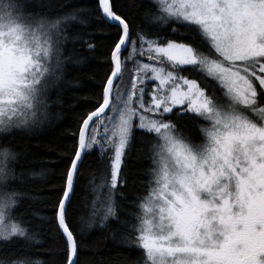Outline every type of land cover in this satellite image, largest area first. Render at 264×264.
<instances>
[{
	"label": "rangeland",
	"instance_id": "1",
	"mask_svg": "<svg viewBox=\"0 0 264 264\" xmlns=\"http://www.w3.org/2000/svg\"><path fill=\"white\" fill-rule=\"evenodd\" d=\"M153 1L165 18L198 27L214 57L142 40L147 62L136 67L125 97L113 93L88 145L112 150L115 186L133 128L156 134V168L139 235L148 264H240L256 242L254 224L264 213L249 187L250 178L264 171V143L252 138H261L264 128L251 119L264 120V105H256L264 93V0ZM46 36L19 24L0 5V133L25 128L36 117L51 51ZM163 61L174 69L197 67L229 102L212 103L194 81L165 70ZM177 108L208 123L202 146L189 145L160 121L159 115ZM99 129L103 143L97 141ZM6 209L0 194V237L14 234Z\"/></svg>",
	"mask_w": 264,
	"mask_h": 264
},
{
	"label": "trees",
	"instance_id": "2",
	"mask_svg": "<svg viewBox=\"0 0 264 264\" xmlns=\"http://www.w3.org/2000/svg\"><path fill=\"white\" fill-rule=\"evenodd\" d=\"M109 4L129 38V45L117 55L121 72L112 86L110 106L113 93L118 90L125 97L136 67L147 62L140 49L142 40L161 47L184 45L198 55L214 57L198 27L165 18L153 0H109ZM0 5L19 24L46 33L51 48L36 117L25 128L0 134V169L5 176L0 194L11 200L8 217L19 229L0 241V264H68L69 244L58 226V210L78 151L80 129L103 105L122 29L103 18L99 0H1ZM161 64L194 81L212 103L220 98L229 102L224 90L197 67L174 69L164 61ZM55 66L58 71L53 70ZM257 104L264 105L263 92L257 95ZM159 119L189 145H203L208 123L201 117L177 108ZM97 127V121L89 126L63 211L75 247L74 264H148L138 236L142 206L153 185L159 140L156 134L133 128L112 187V150H102L95 142L88 145V136ZM99 133L97 141L103 143L102 129ZM95 199L99 207L92 214Z\"/></svg>",
	"mask_w": 264,
	"mask_h": 264
},
{
	"label": "water",
	"instance_id": "3",
	"mask_svg": "<svg viewBox=\"0 0 264 264\" xmlns=\"http://www.w3.org/2000/svg\"><path fill=\"white\" fill-rule=\"evenodd\" d=\"M99 3H100V8H101V13H102L104 19L109 23L119 25L122 29L123 36H122L121 42L119 43V45L116 47V49L114 50V52L112 54V62H113V66H114V72L106 84L105 92H104L103 105L101 106V108L98 111L91 114L86 119V121L84 122V124L82 126V129L80 132V137H79L78 151H77V154H76L75 159L73 161L71 170L68 174V182H67V189L65 192V196H64V198L60 204L59 210H58V224H59L60 229L63 232L64 236L68 240L69 247H70V257H69L68 264H74L75 263V247H74V243H73V240L71 238V235L69 234V232L67 231V229L64 226L63 211H64L66 204H67V202L70 198V195L72 193V187H73L75 172H76V169H77V167H78V165L82 159V156H83V153L85 150L87 130H88L89 126L91 125V123L95 120L99 121V119L105 114V112L109 108L110 101H111L112 86L118 80V78L120 76V69H119L118 62H117V55L129 45L127 28L122 21L118 20L117 18H115L112 15L109 0H99Z\"/></svg>",
	"mask_w": 264,
	"mask_h": 264
},
{
	"label": "flooded vegetation",
	"instance_id": "4",
	"mask_svg": "<svg viewBox=\"0 0 264 264\" xmlns=\"http://www.w3.org/2000/svg\"><path fill=\"white\" fill-rule=\"evenodd\" d=\"M254 122L258 124V126H263L264 128V120L263 117L257 118L252 117L251 118ZM264 131V129H263ZM254 140H257L261 143V145L264 143V134L262 137H252ZM263 157V156H262ZM251 180H253L252 185H250V190L254 189V193H257V197L255 199L264 204V184L259 185L260 181L263 179L264 182V171L259 176V179L255 177H251ZM256 196V195H255ZM254 237L256 238V242L252 245V247L244 253L242 258H240V264H264V213L256 218L255 224H254Z\"/></svg>",
	"mask_w": 264,
	"mask_h": 264
},
{
	"label": "bare ground",
	"instance_id": "5",
	"mask_svg": "<svg viewBox=\"0 0 264 264\" xmlns=\"http://www.w3.org/2000/svg\"><path fill=\"white\" fill-rule=\"evenodd\" d=\"M1 1V0H0ZM99 7H100V3H99ZM100 11H101V8H100ZM102 14V13H101ZM103 16V15H102ZM104 18V17H103ZM39 22H41V23H44L41 19H37ZM58 22H55V24H57ZM50 38V37H49ZM50 40H51V38H50ZM58 68H59V66L58 67H54L53 68V70L54 71H58ZM112 90V89H111ZM104 92H105V90H104ZM41 95H42V92H41V94H40V97H41ZM101 108V107H100ZM106 113V112H105ZM90 116V115H89ZM88 116V117H89ZM87 117V118H88ZM103 117V116H102ZM102 117L99 119V121L98 120H95V121H97V122H100L101 121V119H102ZM82 129V128H81ZM81 129H80V132H81ZM89 129V128H88ZM13 130H20V128H15V129H13ZM24 131V130H23ZM88 131V130H87ZM9 132H11V131H9ZM9 132H7V133H9ZM6 133V134H7ZM0 134H3V133H0ZM79 137H80V133H79ZM86 138H87V134H86ZM85 144H86V142H85ZM73 164V163H72ZM71 167H72V165H71ZM71 167H70V169H69V172H70V170H71ZM3 172V170H1L0 169V184L2 183V182H4V180H5V176H2V173ZM69 174V173H68ZM67 182H68V177H67V180H66V188H65V192H66V189H67ZM111 186H112V184H111ZM113 187V186H112ZM73 188V187H72ZM94 193L96 194L95 196L97 197L98 195H97V192L94 190ZM1 196H3V199H5V201H6V205H7V209H6V212H7V222L10 224V228L11 229H13V231H14V234H16V233H18L19 232V229H18V227H16V225H14V223H12L10 220H9V217H8V212H9V208H10V206H11V200H8V199H6V197L4 196V195H2L1 194ZM65 196V195H64ZM63 200V199H62ZM97 201V199H95V201H93L92 202V205H91V213L92 214H95V211L97 212L98 210V205H99V203L98 202H96ZM62 202V201H61ZM109 205V204H108ZM60 207V206H59ZM108 208H110V205L108 206ZM57 222H58V216H57ZM64 223V222H63ZM58 226H59V224H58ZM65 226V225H64ZM59 228H60V226H59ZM66 228V227H65ZM10 229V230H11ZM61 230V229H60ZM21 232V231H20ZM62 232V231H61ZM63 233V232H62ZM13 234V235H14ZM13 235H11V236H13ZM64 235V234H63ZM140 235V234H139ZM11 236H9V237H11ZM9 237H0V241L1 240H4V239H8ZM66 238V237H65ZM138 239H139V236H138ZM67 240V239H66ZM68 241V240H67ZM69 244V243H68ZM69 257H70V247H69Z\"/></svg>",
	"mask_w": 264,
	"mask_h": 264
}]
</instances>
